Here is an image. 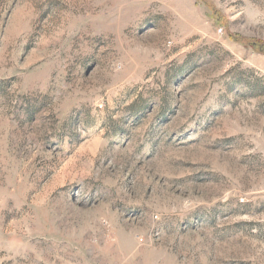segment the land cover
Instances as JSON below:
<instances>
[{
  "label": "rangeland",
  "instance_id": "obj_1",
  "mask_svg": "<svg viewBox=\"0 0 264 264\" xmlns=\"http://www.w3.org/2000/svg\"><path fill=\"white\" fill-rule=\"evenodd\" d=\"M0 264H264V0H0Z\"/></svg>",
  "mask_w": 264,
  "mask_h": 264
}]
</instances>
